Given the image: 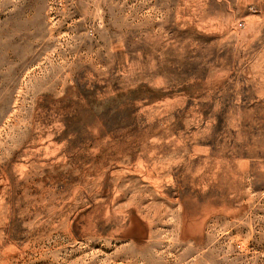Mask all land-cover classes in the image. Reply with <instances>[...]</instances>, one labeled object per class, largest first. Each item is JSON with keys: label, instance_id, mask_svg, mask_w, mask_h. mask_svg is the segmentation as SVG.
<instances>
[{"label": "rangeland", "instance_id": "374dc122", "mask_svg": "<svg viewBox=\"0 0 264 264\" xmlns=\"http://www.w3.org/2000/svg\"><path fill=\"white\" fill-rule=\"evenodd\" d=\"M0 264H264V0H0Z\"/></svg>", "mask_w": 264, "mask_h": 264}]
</instances>
